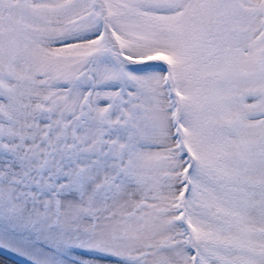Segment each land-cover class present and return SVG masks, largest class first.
I'll return each mask as SVG.
<instances>
[{
	"label": "snow or ice",
	"instance_id": "6c2138e0",
	"mask_svg": "<svg viewBox=\"0 0 264 264\" xmlns=\"http://www.w3.org/2000/svg\"><path fill=\"white\" fill-rule=\"evenodd\" d=\"M0 264H264V0H0Z\"/></svg>",
	"mask_w": 264,
	"mask_h": 264
}]
</instances>
